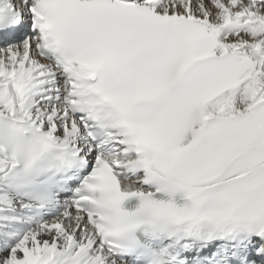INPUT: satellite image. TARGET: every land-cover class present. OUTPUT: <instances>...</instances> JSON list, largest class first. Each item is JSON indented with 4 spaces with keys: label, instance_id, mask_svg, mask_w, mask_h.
I'll list each match as a JSON object with an SVG mask.
<instances>
[{
    "label": "snow or ice",
    "instance_id": "6c2138e0",
    "mask_svg": "<svg viewBox=\"0 0 264 264\" xmlns=\"http://www.w3.org/2000/svg\"><path fill=\"white\" fill-rule=\"evenodd\" d=\"M0 264H264V0H0Z\"/></svg>",
    "mask_w": 264,
    "mask_h": 264
}]
</instances>
